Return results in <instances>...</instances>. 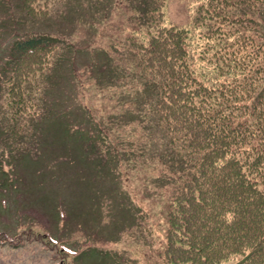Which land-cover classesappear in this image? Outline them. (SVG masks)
<instances>
[{
    "label": "rangeland",
    "instance_id": "rangeland-1",
    "mask_svg": "<svg viewBox=\"0 0 264 264\" xmlns=\"http://www.w3.org/2000/svg\"><path fill=\"white\" fill-rule=\"evenodd\" d=\"M196 1L166 0L165 23L198 33L201 23L195 16L202 9L192 13ZM39 3L41 8L47 0ZM136 3L49 0L51 13L41 20L28 15L23 0H0V78L18 38L61 36L62 42L56 38L61 44L53 72L38 98L45 97L63 116L62 124L46 122L42 130L47 136L29 137L36 144L25 153L15 152L17 141L8 144V132L0 130V167L9 175L5 186L12 185V176L22 190L17 197L6 190L0 194V264H162L158 255L167 227L163 204L194 164L188 150L169 144L157 120L152 124V104H145L140 79L144 73L135 69L128 42L139 27ZM255 9L253 18L263 34L258 40L264 41V4ZM3 114L0 110L6 120ZM65 128L71 132L63 144L59 137ZM60 149L68 156L53 168ZM94 158L101 161L95 171L84 163ZM64 202L62 209L70 210L58 216ZM65 214L76 226L70 224L71 230L63 232ZM117 224L125 227L124 233H116ZM92 242L105 252L77 260L73 251L79 253Z\"/></svg>",
    "mask_w": 264,
    "mask_h": 264
},
{
    "label": "trees",
    "instance_id": "trees-1",
    "mask_svg": "<svg viewBox=\"0 0 264 264\" xmlns=\"http://www.w3.org/2000/svg\"><path fill=\"white\" fill-rule=\"evenodd\" d=\"M136 1L139 27L128 42L135 69L144 73L140 79L146 87L145 104H152V124L157 120L169 144L188 150L194 164L163 204L162 221L167 227L162 231L159 260L162 264H264V41L258 40L263 34L253 18L255 6L264 0H204L200 5L197 0L192 13L202 11L195 16L201 23L195 34L185 25L165 23L166 0ZM38 3L23 0V9L32 18L47 19L49 0L41 8ZM56 38L30 35L10 48L0 78V110L6 113V120L0 117V130L8 132V144L17 141L15 152L33 150L36 141L32 144L30 138L47 136L42 127L48 120L62 124L63 116L49 107L45 97L38 98L62 42ZM35 117L39 119L33 123ZM70 132L65 128L60 133L63 144ZM56 155L53 168L60 166L59 158L68 156L62 149ZM98 162L94 158L84 163L94 170ZM0 171V194L6 190L17 197L22 190L12 176V185L6 187L9 175L2 167ZM55 178H60L59 173ZM63 205L67 207L65 202L59 204L58 216L70 210ZM65 215L63 232L71 230L70 224L76 226ZM114 229L117 234L126 230L122 224ZM95 244L84 245L73 255L78 260L90 253L103 254L106 248Z\"/></svg>",
    "mask_w": 264,
    "mask_h": 264
}]
</instances>
